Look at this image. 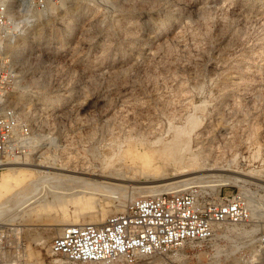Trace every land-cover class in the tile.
<instances>
[{
    "label": "rangeland",
    "instance_id": "1",
    "mask_svg": "<svg viewBox=\"0 0 264 264\" xmlns=\"http://www.w3.org/2000/svg\"><path fill=\"white\" fill-rule=\"evenodd\" d=\"M13 45L6 55L18 77L6 99L36 132L30 162L97 170L113 197L38 214L28 211L58 203L47 186L19 198L26 181L11 187L0 195L11 263L64 264L48 251L59 225L101 222L138 186L235 170L259 180L198 186L245 192L257 222L225 224L202 254L154 263L264 264V0H68ZM199 167L215 170L183 174ZM106 176L126 187L114 193Z\"/></svg>",
    "mask_w": 264,
    "mask_h": 264
},
{
    "label": "built area",
    "instance_id": "2",
    "mask_svg": "<svg viewBox=\"0 0 264 264\" xmlns=\"http://www.w3.org/2000/svg\"><path fill=\"white\" fill-rule=\"evenodd\" d=\"M65 1L0 0V160L24 157L36 135L5 98L18 77L5 43L18 36L22 26L36 24V14L48 13ZM249 200L245 192L221 195L195 184L134 196L99 224L63 226L51 239L49 250L64 264H156L162 257L199 255L211 240L227 233L225 224L257 222ZM7 234L0 231V264H14L3 250ZM260 242L264 246V235Z\"/></svg>",
    "mask_w": 264,
    "mask_h": 264
},
{
    "label": "bare ground",
    "instance_id": "3",
    "mask_svg": "<svg viewBox=\"0 0 264 264\" xmlns=\"http://www.w3.org/2000/svg\"><path fill=\"white\" fill-rule=\"evenodd\" d=\"M40 15H41V13H38L35 15L34 19L36 22L38 21ZM34 25H35V23L34 24H26V25L22 26L18 36H21V34L23 35L24 30L27 31L30 27H32ZM18 36L8 40L5 43V53H6L7 47H9L10 49H13L11 51H14V48H12V47H14L13 43L15 42V40ZM16 57H19V55L16 54ZM5 98H6V96H5ZM33 140L35 141L34 136H33ZM198 165L202 166L199 163H198ZM0 166H1L0 170H6L5 176L3 175L4 176L3 180L0 181V195L5 193L6 191H9V189L11 187H14L15 185L21 183L22 181H26L27 185L24 183L26 186H24L22 188L20 186V189H16L17 191L13 192L12 196H14V197L17 196L19 198L18 195L23 190H25V189L30 190V188L35 186V185H38V186L39 185H41V186L45 185L47 187H45V186L44 187L47 188L46 190H48V192L51 194L52 198H54L56 201H58V203H56L54 206L50 205V204H44L37 209L31 207L28 212H38V214H45L50 210H53V211L54 210H61L62 211V209L66 206H72L74 204H78L81 202L83 203L84 206H88L89 205V202L87 200L88 197H91V198L93 196L113 197V194H111V192L107 191L104 188L103 184L98 180V178L101 177L102 175L100 173H98L97 170L89 169V167L85 168V166L84 167L80 166L77 168V167H75V165L74 166H68L67 165L66 167L65 166L64 167H57L55 165L46 164L42 161L35 163V164H32V162H30V159L28 158L27 154L25 155V157H21V158L10 157V158L4 159V160L1 159L0 160ZM213 170H215V168H208V169L204 168V169H202L201 167H199L197 169H193V171L191 169L188 171H183V174H185L184 172L196 173V172H207V171H213ZM217 170L228 171V168L227 169H220L219 168V169H216V171ZM112 171H111V173H112ZM114 171H116V170H114ZM231 172L235 173V174L213 175L214 180H204L205 178L203 176H192V177L183 178V179H179V180H175V181H171V182H164V183H160V184H146V185L138 186L142 190L139 191L140 194H138L137 196L154 195V194L160 193L162 191L184 189V188H187L188 186H190L192 184L199 185L201 183H206V182H208V183L209 182H214V183L217 182L215 184V185H217L219 183L227 182V181H231L234 183L238 182V181H243V182L247 181L246 179H243L241 177H250V178H254L256 180H259V178L256 177L257 174L256 175H249L252 172L249 174L241 173V172L235 171V170H233ZM34 173H37V175L33 176ZM180 173H182V172H180ZM183 174H180V175H183ZM112 175H114V174L112 173ZM118 175H119V173H118ZM106 177H108L107 179L110 180V181L108 180V183L110 185L118 187V189L114 190V193L117 194L118 192L122 191V188L126 187V185L122 184V182H121L124 180V178L119 179L120 177L116 178V176L115 177L114 176L113 177L112 176H106ZM125 178H127V177H125ZM209 185L213 186L212 184H209ZM25 192H27V191H25ZM25 192L22 194L23 195L26 194ZM43 195H45V194H43ZM126 201H128V200H126ZM126 201L119 204V206L121 207V210L125 206ZM24 213H27V212H24ZM20 217H21V213H19V214L17 213L12 218L13 219H19ZM102 219H103V217H102ZM103 221H104V219H103ZM103 221H101V222H103ZM101 222L88 223V224H99ZM70 224H84V223H61L59 225L60 227H58L57 229H58V231H60L63 226L70 225ZM10 232L12 234H15L16 237H18L17 235L19 234V232H18L17 228H15V227L10 228ZM34 240L37 244L40 241H42L41 238H35ZM45 242H46V240H43L42 244H44ZM22 251H23V249L18 251V253H17L18 256L21 255ZM48 251L50 252L49 247H48ZM54 263H64V262H62L58 258V259L54 260Z\"/></svg>",
    "mask_w": 264,
    "mask_h": 264
}]
</instances>
